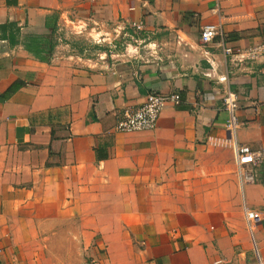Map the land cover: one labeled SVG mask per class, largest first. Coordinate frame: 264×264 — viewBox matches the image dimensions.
I'll use <instances>...</instances> for the list:
<instances>
[{
  "label": "crops",
  "instance_id": "obj_1",
  "mask_svg": "<svg viewBox=\"0 0 264 264\" xmlns=\"http://www.w3.org/2000/svg\"><path fill=\"white\" fill-rule=\"evenodd\" d=\"M73 1L0 0V264H264V156L242 186L222 98L237 93V140L264 153L262 64L222 49L264 41V0ZM73 11L117 12L174 53L76 52ZM206 23L222 34L203 46ZM150 93L181 101L154 130L116 131Z\"/></svg>",
  "mask_w": 264,
  "mask_h": 264
},
{
  "label": "built area",
  "instance_id": "obj_2",
  "mask_svg": "<svg viewBox=\"0 0 264 264\" xmlns=\"http://www.w3.org/2000/svg\"><path fill=\"white\" fill-rule=\"evenodd\" d=\"M213 3L212 12L219 14L221 4L224 0H211ZM138 29H143L141 24H135ZM202 45L206 46L212 42L217 36L221 35V26L216 23H206L201 29ZM222 49L225 56L236 57L238 62L245 63L247 61L262 64L264 72V41L252 45L247 48H234L226 45L222 41ZM212 70L216 69L214 61L210 60ZM211 76V73H207ZM218 83H227L228 76L222 75L217 77ZM224 108L228 113L225 127L231 138L234 140V150L237 158V170L240 177L241 185L255 180V172L251 167L254 163L261 160L264 156L262 151L253 150L249 145H242L237 140V131L239 127L238 111L240 109L239 97L235 91L226 88L222 94ZM181 95L179 93H150L147 100L132 111H125L117 121L115 130L123 133L141 132L154 130L160 120L161 114L165 106L169 102L175 104L180 103ZM247 220L250 228L251 223L261 219V214L256 211L246 210Z\"/></svg>",
  "mask_w": 264,
  "mask_h": 264
},
{
  "label": "rangeland",
  "instance_id": "obj_3",
  "mask_svg": "<svg viewBox=\"0 0 264 264\" xmlns=\"http://www.w3.org/2000/svg\"><path fill=\"white\" fill-rule=\"evenodd\" d=\"M97 1L101 4V0H95V3ZM114 1L115 7H128L123 0ZM90 3L91 0H82L80 4H84L83 7H91ZM68 6L80 7L73 0H69ZM95 15V12H91L86 15L88 17H82L75 11L70 14L74 23L67 22L69 26L65 28V36L66 40L74 43L76 52L87 54L92 58H99L105 52L108 55L125 53L128 58L141 55V61L158 56L165 57L164 49L168 53L173 52L170 44L161 46L158 40L160 36L157 38L153 35H146L144 29H138L117 12L114 20L104 22L96 21Z\"/></svg>",
  "mask_w": 264,
  "mask_h": 264
}]
</instances>
